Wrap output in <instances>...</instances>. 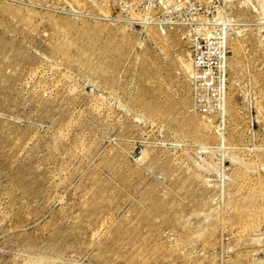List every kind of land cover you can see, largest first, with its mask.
<instances>
[{
    "label": "rangeland",
    "instance_id": "obj_1",
    "mask_svg": "<svg viewBox=\"0 0 264 264\" xmlns=\"http://www.w3.org/2000/svg\"><path fill=\"white\" fill-rule=\"evenodd\" d=\"M260 1L0 0V264H264Z\"/></svg>",
    "mask_w": 264,
    "mask_h": 264
},
{
    "label": "bare ground",
    "instance_id": "obj_2",
    "mask_svg": "<svg viewBox=\"0 0 264 264\" xmlns=\"http://www.w3.org/2000/svg\"><path fill=\"white\" fill-rule=\"evenodd\" d=\"M261 2V7H262V9H264V0H261L260 1ZM162 33V32H161ZM190 66V65H189ZM222 194V193H221ZM253 198V197H252ZM259 200H260V198H258ZM250 200H252V199H250ZM262 201V200H261ZM212 202V201H211ZM235 202V201H234ZM236 204H237V202H236ZM235 205V204H234ZM212 209H214V208H212ZM216 209H217V207H216ZM211 211V210H210ZM220 228V227H219ZM100 230V229H99ZM221 232V231H220ZM219 232V233H220ZM95 234V233H94ZM39 260V259H38ZM44 260V259H43Z\"/></svg>",
    "mask_w": 264,
    "mask_h": 264
},
{
    "label": "built area",
    "instance_id": "obj_3",
    "mask_svg": "<svg viewBox=\"0 0 264 264\" xmlns=\"http://www.w3.org/2000/svg\"><path fill=\"white\" fill-rule=\"evenodd\" d=\"M201 56H199V55H196L195 57H194V62H196V63H200L201 61ZM203 111H204V109H203Z\"/></svg>",
    "mask_w": 264,
    "mask_h": 264
}]
</instances>
